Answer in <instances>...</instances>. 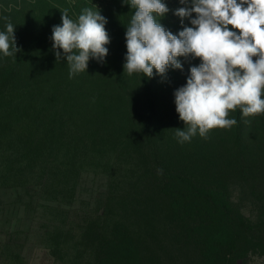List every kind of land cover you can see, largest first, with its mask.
I'll return each instance as SVG.
<instances>
[{"label":"rangeland","instance_id":"obj_1","mask_svg":"<svg viewBox=\"0 0 264 264\" xmlns=\"http://www.w3.org/2000/svg\"><path fill=\"white\" fill-rule=\"evenodd\" d=\"M124 4L0 0V31L11 22L15 37L30 45L51 37L64 9L76 20L79 8L94 5L107 18L111 38L105 61L90 60L87 72L71 78L68 65L41 69L37 50L27 56V72L13 90L0 93V264H96L98 250L123 229L133 238L138 264H264V251L226 263L203 258L202 246L186 236L181 212L173 211L167 182L169 176L186 177L187 168L222 166L200 162V153L230 151L236 127L247 147L264 142V113L242 117L230 129H212L207 139L178 142L175 129L184 123L174 91L200 60L181 57L183 70L169 69L165 77L124 73L126 43L119 57L115 48L134 12ZM24 31L34 32L33 38ZM117 92L128 99H118ZM223 172L214 182L228 185L242 215L264 237V192Z\"/></svg>","mask_w":264,"mask_h":264},{"label":"clouds","instance_id":"obj_2","mask_svg":"<svg viewBox=\"0 0 264 264\" xmlns=\"http://www.w3.org/2000/svg\"><path fill=\"white\" fill-rule=\"evenodd\" d=\"M122 2L134 10L125 32L124 73L165 77L169 69L183 70L181 57L200 60L189 68L186 84L174 91L175 110L184 123L175 129L178 142L230 129L237 120L229 113L236 109L244 118L264 113V0H179L185 6L174 15L182 25L189 19L191 26L177 34L160 23L170 11L163 0ZM107 23L95 5L83 8L76 20L67 9L61 11V24L52 27L50 39L56 61L67 62L70 78L87 72L90 60L105 61L111 43ZM20 51L15 26L8 22L0 31V53L15 58Z\"/></svg>","mask_w":264,"mask_h":264},{"label":"trees","instance_id":"obj_3","mask_svg":"<svg viewBox=\"0 0 264 264\" xmlns=\"http://www.w3.org/2000/svg\"><path fill=\"white\" fill-rule=\"evenodd\" d=\"M110 1L112 4L118 1L122 2V0ZM163 2L170 9L166 14L167 17L164 16L166 18L162 23L165 27L170 28L169 31L177 34L184 25L191 26L189 19L186 18L184 25H182L180 18L174 15L175 9L185 5H181L179 0H163ZM237 2L239 3V0ZM51 8L53 9L54 6ZM81 10L79 8L80 12ZM68 14L71 19L74 17L72 13L68 12ZM229 28L231 29V26ZM120 31V43L115 48L118 57L123 47H125L126 27L122 30L120 28ZM33 35L34 32H30L25 37L33 38ZM15 38L17 47L21 49L20 52L16 53V57H4L0 53V93L13 90L10 87H14L22 78V74L27 72L26 68L29 67V63L26 62L27 56L32 55L31 58L35 57L34 52L37 50L41 69L44 70L50 67L58 70L67 66V62L63 59L56 61L55 52L50 51L52 41L49 36H43L38 41V47L30 45L31 43L25 39L26 43L19 36ZM39 54L44 56H39ZM61 55L63 56L62 50ZM139 94L141 95V93ZM116 96L121 100L128 99L120 92H117ZM143 96V98H146L145 95ZM146 100L145 103L149 102ZM97 107L95 108L100 111L101 107ZM87 111H89V108H87ZM134 112L138 115L136 109H134ZM233 116L237 122L242 121V114L239 109L234 110ZM237 128H235L236 133L229 139L230 151H226L223 155L207 151L200 153L202 157H200V162H203V160L206 164L212 161L225 162L222 165L224 167L220 163L217 167L215 165L211 167L202 165L199 169L191 168L190 170L187 168V173L184 170L186 177H183V174L182 177L179 174L167 177L173 211L181 212V217L186 221L185 233L187 238L202 246L200 254L203 258L212 261L221 259L223 263L243 258L247 253L264 251V237L261 235L259 226L252 224L249 219L242 215L244 213L240 210L232 195L229 194V187L226 183L217 184L214 182L215 178L224 176L223 170H229L230 174L233 173L234 176H239L246 186L249 185L252 191L258 190L261 195L264 192V142L259 141L260 144L256 142L251 147H247V140L243 138L241 131H237ZM224 143L227 144V141ZM192 151L190 150V152ZM190 152L186 155L188 161L191 160ZM189 172L195 176L198 175L197 178H192L188 174ZM189 221H193V224L190 225ZM95 258L96 264H138L139 262V254L134 247L133 238L126 229L114 234L113 239L98 250Z\"/></svg>","mask_w":264,"mask_h":264}]
</instances>
